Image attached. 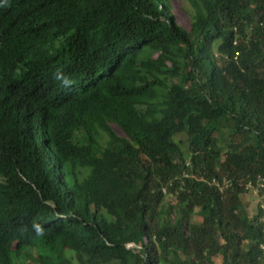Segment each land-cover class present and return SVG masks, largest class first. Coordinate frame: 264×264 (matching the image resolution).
Returning a JSON list of instances; mask_svg holds the SVG:
<instances>
[{
  "label": "trees",
  "instance_id": "1",
  "mask_svg": "<svg viewBox=\"0 0 264 264\" xmlns=\"http://www.w3.org/2000/svg\"><path fill=\"white\" fill-rule=\"evenodd\" d=\"M186 2L0 0V264H264V0Z\"/></svg>",
  "mask_w": 264,
  "mask_h": 264
},
{
  "label": "rangeland",
  "instance_id": "2",
  "mask_svg": "<svg viewBox=\"0 0 264 264\" xmlns=\"http://www.w3.org/2000/svg\"><path fill=\"white\" fill-rule=\"evenodd\" d=\"M173 9H171V12L176 15L179 19L187 21L189 18L188 8L189 4L186 2V0H171ZM119 132V128H116ZM255 193V192H254ZM254 193H248L244 197V202L246 206L249 208V210L253 211L255 208V204L257 202V197ZM172 196L167 195L165 198L166 202H172Z\"/></svg>",
  "mask_w": 264,
  "mask_h": 264
},
{
  "label": "clouds",
  "instance_id": "3",
  "mask_svg": "<svg viewBox=\"0 0 264 264\" xmlns=\"http://www.w3.org/2000/svg\"><path fill=\"white\" fill-rule=\"evenodd\" d=\"M54 78L56 79V80H61V83L64 85V86H67L68 85V80L66 79V78H63L62 79V77H61V75L60 74H56L55 76H54ZM130 245H132V244H130Z\"/></svg>",
  "mask_w": 264,
  "mask_h": 264
},
{
  "label": "built area",
  "instance_id": "4",
  "mask_svg": "<svg viewBox=\"0 0 264 264\" xmlns=\"http://www.w3.org/2000/svg\"><path fill=\"white\" fill-rule=\"evenodd\" d=\"M261 184L264 185V181H263ZM263 231H264V225H263ZM261 247H262L263 250H264V243L261 245Z\"/></svg>",
  "mask_w": 264,
  "mask_h": 264
}]
</instances>
